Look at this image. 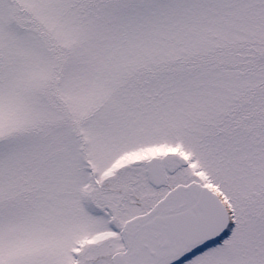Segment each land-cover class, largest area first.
<instances>
[{
	"label": "snow or ice",
	"instance_id": "1",
	"mask_svg": "<svg viewBox=\"0 0 264 264\" xmlns=\"http://www.w3.org/2000/svg\"><path fill=\"white\" fill-rule=\"evenodd\" d=\"M0 264H264V0H0Z\"/></svg>",
	"mask_w": 264,
	"mask_h": 264
}]
</instances>
